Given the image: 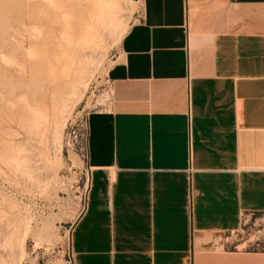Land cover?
I'll return each instance as SVG.
<instances>
[{"label": "crops", "instance_id": "1", "mask_svg": "<svg viewBox=\"0 0 264 264\" xmlns=\"http://www.w3.org/2000/svg\"><path fill=\"white\" fill-rule=\"evenodd\" d=\"M137 2L87 117L73 264H264V0Z\"/></svg>", "mask_w": 264, "mask_h": 264}, {"label": "rangeland", "instance_id": "2", "mask_svg": "<svg viewBox=\"0 0 264 264\" xmlns=\"http://www.w3.org/2000/svg\"><path fill=\"white\" fill-rule=\"evenodd\" d=\"M139 14L137 0H0V264H73L87 117L109 104L106 75ZM255 225L244 238L264 249Z\"/></svg>", "mask_w": 264, "mask_h": 264}, {"label": "bare ground", "instance_id": "3", "mask_svg": "<svg viewBox=\"0 0 264 264\" xmlns=\"http://www.w3.org/2000/svg\"><path fill=\"white\" fill-rule=\"evenodd\" d=\"M112 14L113 13H110L106 18H108L107 20L109 21V24L110 23H112L113 25H115L116 26V22H115V20H113V16H112ZM4 30H6V29H4ZM76 75H78V74H76ZM73 81V80H72ZM78 82V76L77 77H75L74 78V81L71 83V84H76ZM68 86V85H67ZM66 87V86H65ZM63 88V87H62ZM70 88V89H69ZM65 90V89H64ZM71 87L69 86L68 88L66 87V91H63V93H62V95L63 94H69L71 91ZM54 97V96H53ZM62 96H60L59 97V95H58V97H56V98H54L56 101H55V103L57 104V106H56V109H55V113L56 114H59V112L61 111V110H63V99L61 98ZM65 107V106H64Z\"/></svg>", "mask_w": 264, "mask_h": 264}, {"label": "built area", "instance_id": "4", "mask_svg": "<svg viewBox=\"0 0 264 264\" xmlns=\"http://www.w3.org/2000/svg\"><path fill=\"white\" fill-rule=\"evenodd\" d=\"M86 159H87V153H86Z\"/></svg>", "mask_w": 264, "mask_h": 264}]
</instances>
